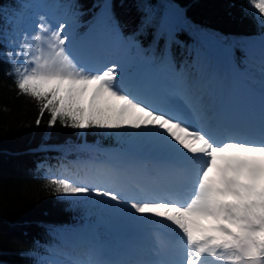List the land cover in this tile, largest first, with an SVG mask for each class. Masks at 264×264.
Masks as SVG:
<instances>
[{
  "label": "trees",
  "instance_id": "1",
  "mask_svg": "<svg viewBox=\"0 0 264 264\" xmlns=\"http://www.w3.org/2000/svg\"><path fill=\"white\" fill-rule=\"evenodd\" d=\"M40 5L59 16L77 12L79 33L91 27L115 45L118 35L132 36L166 77L186 59L216 62L214 44L206 43L215 36L239 73L264 90V70L255 63L261 55L247 51L248 37L264 35V17L250 0H0V264H62L64 240L76 242L80 229L95 228L99 218L111 222L116 212L104 197L57 193L51 180L86 183L95 174L106 176L113 170L111 150L123 148L127 130L78 129L60 120L50 125V113L41 115L39 104L15 86L7 54L19 50ZM172 6L181 20L166 28Z\"/></svg>",
  "mask_w": 264,
  "mask_h": 264
},
{
  "label": "snow or ice",
  "instance_id": "2",
  "mask_svg": "<svg viewBox=\"0 0 264 264\" xmlns=\"http://www.w3.org/2000/svg\"><path fill=\"white\" fill-rule=\"evenodd\" d=\"M250 3L257 17H264V0ZM66 27L38 24L18 51L7 54L18 93L35 100L41 115L49 112L50 125L60 120L78 129L149 130L180 160L184 175L136 196L65 178L51 180L55 191L125 203L132 215L150 217L174 235L171 252L161 244L153 252L157 258L120 264H264V139L256 142L222 129L195 107L187 115L173 114L142 101L123 83L120 64L93 67L73 54Z\"/></svg>",
  "mask_w": 264,
  "mask_h": 264
},
{
  "label": "rangeland",
  "instance_id": "3",
  "mask_svg": "<svg viewBox=\"0 0 264 264\" xmlns=\"http://www.w3.org/2000/svg\"><path fill=\"white\" fill-rule=\"evenodd\" d=\"M76 15L77 12H71L57 16L53 9H40L35 17L28 21L27 25H29V28L26 31V36L30 38L37 31L36 26L38 24L43 23L50 29H55L63 23L67 25L64 34L69 37L68 48L73 54L93 67L102 68L112 62L120 64L123 83L130 92L138 96L142 101L161 108L163 105H168L166 100L163 101L161 98L165 94L168 101L175 103L176 107L182 111L181 114L184 115L191 113L193 107L197 108L196 102H199L200 109H202L200 110L201 114L211 121L215 118L216 122L219 120L218 109L221 108L225 117L223 123L229 126L232 125L230 130L239 132L241 137L251 136L246 132V128H249V126L259 128L260 131L264 127V119H262L264 118V91H255L246 84L245 79L241 76L237 80L229 77L228 74H238L234 67L228 73L220 68L221 54L229 55V51L221 44L216 43L217 51L215 52H217L218 64L213 60L208 62L206 57H199L197 63L195 61L189 63L188 59H186L184 63H181V69L179 68L177 73L174 74L175 76L166 77L161 64L157 63L156 67H154L151 62L153 58L148 55L149 53L146 56L144 55V49L132 39V36L129 39L117 37V45L113 49L112 44H114V41H112L111 50L108 46V39L103 36L101 31L94 34L92 28L89 27L84 32L79 33L77 27L80 21ZM41 17H43V20H41ZM178 22L177 11L174 8H168L163 26L170 28L174 23ZM213 42L212 39L206 41L212 48ZM248 43V53L251 56L260 54L262 59L259 61L255 60V63H262L263 65L260 64L259 66L264 69V35L251 37L248 39ZM103 51H105L104 54ZM102 54L106 58H103ZM195 64L196 69L194 68ZM249 73L251 72L249 71ZM186 81L187 84L192 81L195 82V85L190 87L192 88L190 95H188L189 91L187 92V88L182 86ZM170 87L174 90L171 94L168 91ZM191 96L193 100H191ZM258 97H261L260 101H258ZM206 100H210L207 106L205 105ZM168 109L171 110L170 108ZM215 109L217 112L214 113ZM255 110L259 111V116L258 114L254 116L253 112ZM260 111H262L261 114ZM242 120L247 121V124H250V121L254 124L256 123L255 121H260L263 124L258 125L260 124L258 123L257 125L247 126L245 125L246 123L242 124ZM190 123L195 126L193 121H190ZM125 129L128 134L124 148L115 151L111 150L113 159H111L110 163H112L114 168L113 173L108 171L106 176L95 174L93 175L95 180L92 179V181H88L91 184H86L93 187H110L113 190L119 188L122 191V195L127 197L136 196L141 191L152 188L148 185L151 183V179L154 177L153 172L156 170V165L152 164L153 161H162L163 158L160 159V157H166L165 155H172L174 158H178L149 130ZM259 137L261 136L252 140L259 142ZM225 138L221 137V139ZM167 160H169L167 161L168 164L181 169L180 161L172 160V163H170L171 160ZM152 167L154 170L150 171L149 169ZM168 183L171 184L169 179ZM68 197L81 198L83 196ZM108 202L116 207L112 223H104L99 218L95 228L91 230L80 229L75 233V235L78 234L76 239L80 243L75 246H70L72 243L64 240V243L58 247L60 249L59 253L62 254V249L69 248L66 253L61 255L63 258L62 264H74L76 261L86 259L94 260L93 254H97L96 257H99V255L102 257V254H100L102 252H104L105 256L107 254L105 251L112 247V244H114L113 247L120 254H124L127 251L131 253L139 252L138 255L141 258L147 257L143 250L155 257L153 255L154 250L160 247L161 244L165 246L164 234L156 229L160 224L154 222L150 217L132 215L125 203L118 204L111 200H108ZM165 234L171 235L172 233L168 230ZM171 239L172 237L168 238L169 241ZM173 256L174 259H178V256ZM147 259L152 258L149 257Z\"/></svg>",
  "mask_w": 264,
  "mask_h": 264
},
{
  "label": "bare ground",
  "instance_id": "4",
  "mask_svg": "<svg viewBox=\"0 0 264 264\" xmlns=\"http://www.w3.org/2000/svg\"><path fill=\"white\" fill-rule=\"evenodd\" d=\"M188 84H187V81H186L185 83H183L182 86H185V88H187V92L189 91V94L188 95H190V93L192 91V88H190V87L191 86H194L195 85V82L192 81V82H190ZM187 85H188V87H186ZM190 98H191V100H193L192 99V96ZM209 102H210V100H206L205 101V105L207 106V103H209ZM196 105H197V108L198 109L201 108L199 102H196ZM200 110H202V109H200ZM218 111H219V120H218V122L215 121V118L212 119V122L215 125L220 126L222 124V122L224 121L225 117H224V115L222 113V109L221 108H219ZM215 112H217L216 109H215L214 113ZM216 123H218V124H216ZM231 123H233V122H231ZM242 124H244V123H242ZM245 125L248 126L247 123ZM245 125H243L244 128H246ZM165 156L168 157V158H172L175 161H180V160L174 158L172 155L171 156L170 155H165ZM168 158H163L162 161L158 160L156 162L155 161L152 162V164L156 165V170H155V172H153L154 177L151 179V183L148 185L149 187L157 186V185L161 184L162 182H168V179L172 183L179 182V181L182 180L183 175H184V173L182 172L183 171L182 168L179 169V168L173 167L171 164H168V162H167V159ZM172 159H170V160L172 161ZM171 161H170V163H171ZM149 170L150 171L151 170H154V168L152 167ZM161 186H165V184H162ZM154 222H156V221L154 220ZM174 244H175V237L174 236H172V239L170 241L167 239V245H174ZM143 251L146 252L145 250H143ZM105 252H107V254L105 256H104V252L100 253V254H102V257H101V255H99V257H101V258L96 257L97 254L96 255L93 254V258H95L94 260L111 261V262H116V264H120V262L129 261L130 258H132L134 256H135V258L138 257L136 254H134V252L133 253H124V254H119L118 256L121 257L122 259L117 260L116 257H118L117 256L118 253H117V251L115 250V248L113 246L110 247ZM154 258L155 257H153L152 259H154ZM172 258H174V256H172Z\"/></svg>",
  "mask_w": 264,
  "mask_h": 264
}]
</instances>
